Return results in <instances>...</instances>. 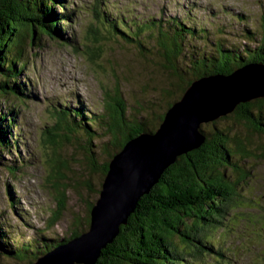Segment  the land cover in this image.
I'll use <instances>...</instances> for the list:
<instances>
[{
  "label": "rangeland",
  "instance_id": "1",
  "mask_svg": "<svg viewBox=\"0 0 264 264\" xmlns=\"http://www.w3.org/2000/svg\"><path fill=\"white\" fill-rule=\"evenodd\" d=\"M64 6L66 10L56 7V13L63 16L71 10L74 16L64 22V41L41 35L40 41L30 46L31 34L22 30L25 67L19 79L25 81L22 85L28 82V94L26 87L24 92L31 98L26 99V104L15 99L5 103L0 100L1 109L14 108L19 125L10 128L12 141L16 142L14 152H0V219H4V227L11 232L12 240L15 234L18 239L35 238L41 231L55 239H67L73 232L86 228L83 226L87 224L88 203H95L99 197L102 177L77 148L74 142L77 135L68 134L65 122L63 127L53 118L55 108L78 105L107 118L106 95L113 97V91L118 90L128 107L126 117L144 116L142 108L131 106L146 100L160 105L153 104V110L146 109L149 121H145V128L148 129L152 119L163 112V90L170 88L177 93L174 102L180 97L179 90L170 85H176V79H169L159 65L161 53L157 45L149 44L150 53L138 59L142 56L139 50L124 42L117 43L107 35L100 17H95L96 7L104 19L116 18L121 12L118 18L128 17V22L147 19L169 22L179 18L190 22L192 17L206 24L210 43L217 37L227 46L243 43L240 38L243 28L249 29L252 21L264 15V0H65ZM198 46L199 42L195 47ZM207 51L211 49L207 47L205 54ZM189 66L191 69L192 65ZM184 69L189 73L188 68ZM189 79L187 76L184 84ZM261 109L264 117V107ZM223 118L215 121L217 128L231 129L230 135L239 133L248 139L249 156L241 165L249 175L239 186L240 201L222 223L217 228L200 230L201 238L207 240L212 251L204 250L197 260L185 257V261L188 264H264V135L253 122L237 120L233 113ZM212 125L203 124L201 128L208 132ZM51 131L59 144L50 142L48 132ZM64 136L71 137L72 142L62 141ZM106 139L94 140L93 149ZM12 163L15 167L18 165V172L9 173L7 166ZM59 202L64 204V210L47 230V221ZM173 243L178 247L184 245L177 237ZM184 248L195 246L187 244ZM0 264L17 263L0 258Z\"/></svg>",
  "mask_w": 264,
  "mask_h": 264
},
{
  "label": "trees",
  "instance_id": "2",
  "mask_svg": "<svg viewBox=\"0 0 264 264\" xmlns=\"http://www.w3.org/2000/svg\"><path fill=\"white\" fill-rule=\"evenodd\" d=\"M64 1L0 0V100L4 103L8 100L13 102L15 99L14 101L17 100L20 104H26V99L29 98L26 86L28 82L22 85L25 81L21 83L19 79L25 67L22 59L24 42L22 32L31 34L30 46L40 41L41 35L59 42L64 41L62 40L64 22L74 17L71 10L66 11L63 16L56 13V7L67 9ZM120 13L115 15L116 18L104 19L102 13L99 15L97 7L95 8V17H100L99 22L106 27L107 35L117 43L124 42L125 45L139 50L142 56L138 59L150 53L149 44L157 45L156 48L158 47L157 50L161 53L159 65L169 79H176V85H170L179 90V95L192 81L202 76L228 75L249 63L264 65V15L259 17L258 21H252L249 29L243 28V33L241 31L240 34L243 43L233 42L227 46L217 37L210 43L206 24L192 17L190 22L181 18L169 19V22L160 19L128 22V17L118 18ZM237 19L245 20L243 16H237ZM212 33L215 35L214 31ZM198 42L200 46L196 48ZM189 46L190 50L187 51ZM207 47L211 52L207 51L205 54ZM189 65H192L191 69ZM184 67L189 69V73ZM187 76L190 79L184 84ZM25 87L27 94L24 92ZM113 92V97L106 95L107 118L102 114L87 112L78 105H75L76 107L68 105L52 111L53 118L60 126L62 124L64 127L65 122L69 127L68 134L77 135V139L74 140L77 148L83 152L92 167L98 170L102 177L101 182L112 158L130 139L142 132L155 131L166 111L178 97L170 88L163 90V112L152 119L153 123L147 129L145 121H149V116L147 118L145 115L146 109L152 107L153 110V104L160 105L152 100H146L143 104L131 106L132 109L142 108L144 116L131 114L126 117L128 107L125 101L118 90ZM167 98L170 101H165ZM263 107L264 99H257L238 105L233 115L237 120L253 122L264 135L262 122L264 117L261 109ZM253 110L259 115H254ZM15 114L14 108L5 107L3 110L0 107L1 153L3 151L12 154L16 147L10 133L11 126H19ZM211 124L213 127L210 131L203 130L205 135L203 144L197 150L178 157L164 170L159 182L149 193L140 198L126 225L120 226L119 234L111 244L101 250L95 264H188L185 257L197 260L204 250L212 251L207 240L201 238L200 230L202 227L217 228L222 223L221 220L237 206V202L240 201L237 194L239 186L246 182L249 175L241 163L249 156L250 150L247 137H241L239 133L230 135L231 129H219L215 122ZM101 131L103 132L100 133ZM48 134L51 137L50 142L59 144L53 131ZM105 137L107 139L100 142L99 146L96 145L98 147L94 150L95 146L91 143ZM63 140L72 142L71 137L67 136H64ZM98 160L103 161L100 163ZM97 163L100 165L97 166ZM11 165L7 166L9 173L19 171L18 165L17 167L13 163ZM10 197L13 200L12 196ZM93 205L94 203L90 202L87 206V224L83 226L86 228L82 227V231L78 233L73 232L67 239H55L41 231L35 238L18 239L15 234L16 238L12 240L11 232L4 227V219H0V258L13 260V263L17 264L34 263L46 252L87 231L90 224L89 213ZM64 207V204L59 202L58 208L47 221V230L59 220ZM174 237L179 238L185 246L190 244L195 248L176 246L173 243Z\"/></svg>",
  "mask_w": 264,
  "mask_h": 264
},
{
  "label": "water",
  "instance_id": "3",
  "mask_svg": "<svg viewBox=\"0 0 264 264\" xmlns=\"http://www.w3.org/2000/svg\"><path fill=\"white\" fill-rule=\"evenodd\" d=\"M264 99V65L249 63L228 75L190 83L153 132L130 139L109 162L87 231L46 252L32 264H95L135 211L140 198L176 159L204 142L203 124L233 113L240 104Z\"/></svg>",
  "mask_w": 264,
  "mask_h": 264
}]
</instances>
